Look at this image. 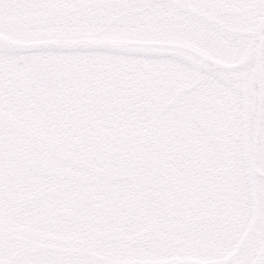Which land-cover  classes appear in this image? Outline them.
<instances>
[{
	"label": "snow or ice",
	"instance_id": "snow-or-ice-1",
	"mask_svg": "<svg viewBox=\"0 0 264 264\" xmlns=\"http://www.w3.org/2000/svg\"><path fill=\"white\" fill-rule=\"evenodd\" d=\"M0 264H264V0H0Z\"/></svg>",
	"mask_w": 264,
	"mask_h": 264
}]
</instances>
